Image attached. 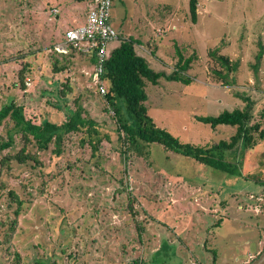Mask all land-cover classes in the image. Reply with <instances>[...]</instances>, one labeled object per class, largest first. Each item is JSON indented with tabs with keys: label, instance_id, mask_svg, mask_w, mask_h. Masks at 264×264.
Here are the masks:
<instances>
[{
	"label": "rangeland",
	"instance_id": "obj_1",
	"mask_svg": "<svg viewBox=\"0 0 264 264\" xmlns=\"http://www.w3.org/2000/svg\"><path fill=\"white\" fill-rule=\"evenodd\" d=\"M188 1L112 2V27L138 42V54L153 71L170 74L179 60L192 59L188 82L145 83L147 115L181 143L209 148L227 141L235 128H210L196 117L241 109L242 97H249L252 122L264 130V0H198L196 24ZM87 8L85 0H0V109L13 101L35 123L60 125L79 95L82 116L94 121L102 138L95 159L87 144H79L82 135L72 134L59 158L48 151L40 154L41 167L12 164L0 172L4 190L30 200L15 222L14 206L0 199V240L8 238L0 264L17 257L20 264H69V255L77 264H247L264 247V186L254 183L264 180V141L223 152L224 162L238 165L240 175L158 144L150 145L147 157L138 154L146 152L144 145L123 155L127 148L117 119L110 108L103 111L107 105L90 80L93 68L78 52L64 58L52 51L66 30L84 22ZM51 55L65 71H51ZM218 57L234 69L227 72ZM26 61L31 81L21 89L17 72ZM67 80L73 92L66 104L56 103L54 91ZM115 104L121 121H129L124 101ZM6 121L0 123V140L12 136L18 149ZM67 162L72 167L64 170Z\"/></svg>",
	"mask_w": 264,
	"mask_h": 264
},
{
	"label": "trees",
	"instance_id": "obj_2",
	"mask_svg": "<svg viewBox=\"0 0 264 264\" xmlns=\"http://www.w3.org/2000/svg\"><path fill=\"white\" fill-rule=\"evenodd\" d=\"M85 1L90 2L91 0ZM188 10L191 22L196 24L198 20V0H189ZM117 34L118 41L114 46L110 47L109 55L103 62L102 72L99 79L104 83L107 90V93L103 96L107 108H103V111L106 112L109 108L113 111V117H116L119 126V140L122 142V145H126L127 148V150L122 152L123 155H125L128 150H132L134 146H136L137 150L139 145H144L147 146L146 152L138 154H141L140 156L142 157H147L150 154V145L158 144L162 146L166 152L191 158L199 164L209 166L215 170L226 172L231 175L239 174L240 171L238 165H231L224 162L223 152L233 149L237 144H241L244 148L253 149L257 146L256 143L258 141L255 140L256 138L260 141H264V130L261 129L260 122H252L254 117L252 114L254 110V102L249 97H242L245 105L241 109L224 111L214 117H196V120L199 123L209 125L210 128H216L220 125L235 128L234 134L227 141H220L217 144L211 145L209 148L181 143L169 132L156 128L152 123L147 115V94L144 87L146 82L156 85L160 78H163L166 81L188 82L185 72L186 68H189L192 59L188 58L185 61L181 59V61H184V64L179 60L170 74L155 72L150 68L149 62L137 53L136 45L138 42L132 38L123 37V34L121 33L117 32ZM62 39L63 36L60 41H62ZM52 47V51L54 55H56V52L53 50L54 46ZM217 52V50H214L211 56L215 58ZM74 53H77V51L71 49L68 54H61V56L64 58L71 57ZM80 56L86 57L82 54H80ZM51 57L54 59V63L51 67L53 73L56 74L66 70V65L59 64L56 57L52 55ZM260 57L261 55L257 57L258 62L260 61ZM20 58L22 57L20 56ZM86 58H89L88 65L92 69L95 66L94 58ZM217 60L226 68L227 72L234 69V65L230 68L227 58L218 57ZM31 72L32 68L30 63L28 61L22 62L21 67L17 72V83L19 88H26L25 80L29 77ZM222 78L225 79V76ZM28 80L31 81L30 78H28ZM54 92L56 93L53 95L55 99L54 101L56 103L62 101L66 104L68 95L73 92V88L67 80ZM80 99L79 95L73 98L75 109L74 111L68 110V112H65L66 120L60 125L47 119H42L39 123H35L33 120H30L25 116L23 106L17 105L13 101H10L2 107L0 109V123L7 120V125H11L13 132L19 139L17 142L19 147L18 149L12 147L15 144L12 136L8 135L6 141L0 140V172L2 170L9 171L12 164L18 167L27 164L41 167L42 163L39 160L40 154L48 151H51L52 155L59 158L63 153V146L66 141L65 137L72 134H81L82 138L79 139V144L81 146L87 144L90 148V158H97L101 148L102 138L99 136L97 129H95L94 121L82 116L83 110L79 105ZM116 99H122L124 101L126 110L131 116L129 121H121L119 109L116 108L115 104ZM56 109L61 110V107ZM51 146H53V149L50 148ZM4 150L10 151L3 154ZM66 164L67 166L64 167V170H67L68 168L71 169L72 164L70 162H67ZM254 183L264 186V180L261 181L259 178H256ZM4 189V186L0 184V199L3 198L7 200L8 206H14L13 215L15 217L14 221L16 222V217L21 214L24 204L30 202V200L27 201L22 199L21 194L17 193L14 189ZM130 205L131 200L129 201L128 206L130 207ZM132 214L134 213L132 212ZM14 221L12 224H15ZM7 240L8 238H6V240H0V247L4 245ZM262 250H264V247L261 251ZM257 255L254 256L253 254L254 257L252 259L254 260ZM68 257L71 260L69 264H77L76 256L69 255ZM13 264H20V259L17 257ZM133 264H136V262Z\"/></svg>",
	"mask_w": 264,
	"mask_h": 264
},
{
	"label": "built area",
	"instance_id": "obj_3",
	"mask_svg": "<svg viewBox=\"0 0 264 264\" xmlns=\"http://www.w3.org/2000/svg\"><path fill=\"white\" fill-rule=\"evenodd\" d=\"M112 0H91L84 22L66 30L62 41L54 46L58 54L66 55L71 49L86 57H93L95 66L90 76L99 95L107 93L104 83L99 79L103 62L109 55L110 47L118 41V34L110 23ZM26 79V85L28 83Z\"/></svg>",
	"mask_w": 264,
	"mask_h": 264
},
{
	"label": "water",
	"instance_id": "obj_4",
	"mask_svg": "<svg viewBox=\"0 0 264 264\" xmlns=\"http://www.w3.org/2000/svg\"><path fill=\"white\" fill-rule=\"evenodd\" d=\"M247 264H264V250H262L254 260L252 259Z\"/></svg>",
	"mask_w": 264,
	"mask_h": 264
},
{
	"label": "crops",
	"instance_id": "obj_5",
	"mask_svg": "<svg viewBox=\"0 0 264 264\" xmlns=\"http://www.w3.org/2000/svg\"><path fill=\"white\" fill-rule=\"evenodd\" d=\"M81 25V24H80ZM79 26V25H78ZM77 27V26H76ZM116 30V32H120L121 33V31H120V29H115ZM122 34V33H121ZM141 50H143V48L141 47V46H138ZM138 53V52H137ZM140 55V54H139ZM141 56V55H140ZM143 57V56H142ZM84 58V60H85V65H87L88 63H89V58H86V57H83ZM255 254V253H254ZM253 256V255H252ZM249 258H251V257H249Z\"/></svg>",
	"mask_w": 264,
	"mask_h": 264
},
{
	"label": "flooded vegetation",
	"instance_id": "obj_6",
	"mask_svg": "<svg viewBox=\"0 0 264 264\" xmlns=\"http://www.w3.org/2000/svg\"><path fill=\"white\" fill-rule=\"evenodd\" d=\"M250 257H253L252 255Z\"/></svg>",
	"mask_w": 264,
	"mask_h": 264
}]
</instances>
